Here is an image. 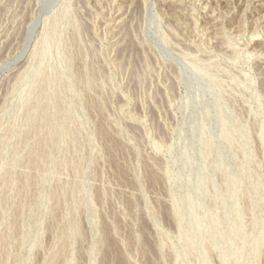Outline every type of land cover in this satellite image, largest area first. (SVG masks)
I'll list each match as a JSON object with an SVG mask.
<instances>
[{
	"label": "rangeland",
	"instance_id": "rangeland-1",
	"mask_svg": "<svg viewBox=\"0 0 264 264\" xmlns=\"http://www.w3.org/2000/svg\"><path fill=\"white\" fill-rule=\"evenodd\" d=\"M0 264H264V0H0Z\"/></svg>",
	"mask_w": 264,
	"mask_h": 264
}]
</instances>
